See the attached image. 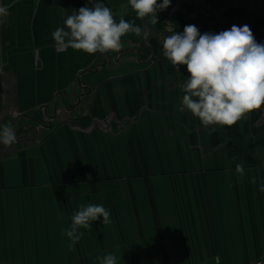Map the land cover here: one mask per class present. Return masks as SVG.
<instances>
[{
  "label": "crops",
  "instance_id": "crops-1",
  "mask_svg": "<svg viewBox=\"0 0 264 264\" xmlns=\"http://www.w3.org/2000/svg\"><path fill=\"white\" fill-rule=\"evenodd\" d=\"M102 2L142 29L119 53L55 47L53 31L88 0H0L10 13L0 20V124L16 132L0 144V264L264 260V105L205 127L179 111L187 66L162 54L164 37L186 25H248L264 43V0H171L155 25L128 0ZM88 204L111 223L79 229L70 247L65 230Z\"/></svg>",
  "mask_w": 264,
  "mask_h": 264
},
{
  "label": "clouds",
  "instance_id": "clouds-1",
  "mask_svg": "<svg viewBox=\"0 0 264 264\" xmlns=\"http://www.w3.org/2000/svg\"><path fill=\"white\" fill-rule=\"evenodd\" d=\"M136 17L151 18L157 24L158 12L165 11L171 0H128ZM88 5L74 11L64 20L65 27H57L52 33L58 50L83 51L89 55L108 52L119 53L124 48L121 38L126 34L142 37V29L121 16L114 19L112 10L102 0H88ZM10 15L6 6H0V20ZM143 38H147L146 35ZM163 56L179 71L187 66L190 74L179 85L182 95L179 111H188L200 123L229 126L245 115L264 105V43H258L248 25H232L219 33H201L195 25H186L182 33L165 36ZM216 131L209 128V135ZM16 142V132L9 123L0 124V144L11 146ZM236 172L244 174V166L236 165ZM255 183V177H253ZM264 192V184L260 185ZM103 218V224L111 223L110 212L102 205H81L71 216V226L66 229L70 247L78 243L83 232L91 229V222ZM99 259V258H98ZM101 264H117V257L107 254Z\"/></svg>",
  "mask_w": 264,
  "mask_h": 264
},
{
  "label": "built area",
  "instance_id": "built-area-1",
  "mask_svg": "<svg viewBox=\"0 0 264 264\" xmlns=\"http://www.w3.org/2000/svg\"><path fill=\"white\" fill-rule=\"evenodd\" d=\"M247 264H264V260L262 258H258V259L250 261Z\"/></svg>",
  "mask_w": 264,
  "mask_h": 264
}]
</instances>
